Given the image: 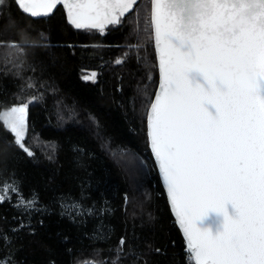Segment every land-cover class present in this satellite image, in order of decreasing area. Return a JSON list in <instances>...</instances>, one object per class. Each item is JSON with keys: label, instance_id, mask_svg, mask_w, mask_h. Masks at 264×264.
Instances as JSON below:
<instances>
[{"label": "trees", "instance_id": "obj_1", "mask_svg": "<svg viewBox=\"0 0 264 264\" xmlns=\"http://www.w3.org/2000/svg\"><path fill=\"white\" fill-rule=\"evenodd\" d=\"M148 18L151 0H141L101 34L74 30L62 7L33 19L15 0L0 5V112L29 103L33 153L0 121V187L18 186L0 203V264H187L147 136L159 83ZM91 72L95 82L82 79ZM32 195L78 200L98 216L74 223L53 211L21 228L14 203Z\"/></svg>", "mask_w": 264, "mask_h": 264}, {"label": "snow or ice", "instance_id": "obj_2", "mask_svg": "<svg viewBox=\"0 0 264 264\" xmlns=\"http://www.w3.org/2000/svg\"><path fill=\"white\" fill-rule=\"evenodd\" d=\"M16 3L45 18L62 5L75 29L104 34L126 23L139 0ZM245 13L248 24L229 26ZM150 27L159 83L147 136L186 252L194 264H264V0H151ZM28 111L29 103L12 106L0 121L31 157ZM11 190H18L15 182ZM9 191L5 183L0 202ZM209 213L223 217L215 234L197 226ZM124 244L122 237L117 258Z\"/></svg>", "mask_w": 264, "mask_h": 264}, {"label": "rangeland", "instance_id": "obj_3", "mask_svg": "<svg viewBox=\"0 0 264 264\" xmlns=\"http://www.w3.org/2000/svg\"><path fill=\"white\" fill-rule=\"evenodd\" d=\"M149 20L151 19L150 18L147 19L146 21L147 24ZM4 184H2L0 188H2ZM11 187L12 186L9 185L10 191L6 193L7 197L10 195V192L12 191ZM14 207L18 214L16 218L20 220V225L23 224L24 226L31 225L32 219L35 215H46V214H50L53 211L59 212L61 216L71 218L72 222L74 223L76 222L84 223L88 219V217L98 216V213L94 209H90L84 206V204L78 200H69V199L61 198L51 206V205H47L46 203H42L35 195L29 197H20L16 199L14 203ZM101 234H102V229L100 227H97L91 231V235L94 238H97ZM4 239H5L4 244L6 246L9 243L10 239L9 238H4Z\"/></svg>", "mask_w": 264, "mask_h": 264}, {"label": "water", "instance_id": "obj_4", "mask_svg": "<svg viewBox=\"0 0 264 264\" xmlns=\"http://www.w3.org/2000/svg\"><path fill=\"white\" fill-rule=\"evenodd\" d=\"M140 1H141V0H139V3H140ZM15 2H16V0H15ZM139 3H138V4H139ZM16 5H17V3H16ZM17 6H18V5H17ZM59 7H62V8H63L62 5H58V6H57V9H58ZM18 8H19V7H18ZM57 9H56V10H57ZM135 9H136V8H135ZM135 9H134V10H135ZM19 10H20L23 14L29 16L28 14L24 13L20 8H19ZM56 10L54 11V13L56 12ZM63 10H64V8H63ZM64 12H65V15H66V11H65V10H64ZM133 12H134V11H133ZM133 12H132V13H133ZM54 13H53V14H54ZM53 14H52V15H53ZM130 14H131V13H129L128 16H129ZM52 15H51V16H52ZM29 17H31V16H29ZM31 18H33V19H43V18H45V17H31ZM47 18H48V17H47ZM66 19H67V18H66ZM68 24H69V23H68ZM69 25H70V24H69ZM70 26H71V25H70ZM71 27H72L74 30H76V31H88V30H83V29H75L73 26H71ZM152 31H153V40H154V30L152 29ZM154 47H155V41H154ZM156 58H157V56H156ZM157 64H158V58H157ZM196 80H197V82L203 83L202 78L199 77V76L196 77ZM157 90H158V87H157ZM157 90H156V91H157ZM209 110L212 111L213 113H214V111H215L213 108H211V106H209ZM150 149H151V148H150ZM151 153H152V152H151ZM152 156H153V159H154V162H155V158H154L153 153H152ZM155 165H156V168H157V171H158V174H159V169H158V165L156 164V162H155ZM159 178H160V181H161L162 187H163V189H164V192H165V195H166V198H167V202H168V205H169V208H170L171 214H172V216H173V218H174V220H175V224H176V226H177L179 232L181 233V235H182V237H183V239H184V241H185V244H186V240H185V238H184V236H183V232H182V230L180 229V226H179L178 222H177L176 219H175V214L173 213V211H172V209H171V205H170V202H169V199H168V196H167V190H166V187H165L164 184H163V180H162V177H161L160 174H159ZM228 210H229V213H230V214H231V212L233 211L230 205L228 206ZM222 223H223V217H222V216L217 215L216 213H209V215H208L207 217L203 218V219L200 220V221H197V226H198L199 228H201V229H208V230H210L213 234H215L217 231L222 230Z\"/></svg>", "mask_w": 264, "mask_h": 264}, {"label": "clouds", "instance_id": "obj_5", "mask_svg": "<svg viewBox=\"0 0 264 264\" xmlns=\"http://www.w3.org/2000/svg\"><path fill=\"white\" fill-rule=\"evenodd\" d=\"M249 23V17L248 15L242 14L240 17H238L237 19H235L234 21L231 22V24L229 25L231 28L235 29V28H239L242 25H246Z\"/></svg>", "mask_w": 264, "mask_h": 264}, {"label": "built area", "instance_id": "obj_6", "mask_svg": "<svg viewBox=\"0 0 264 264\" xmlns=\"http://www.w3.org/2000/svg\"><path fill=\"white\" fill-rule=\"evenodd\" d=\"M194 262H192L191 260H190V256H189V254L187 253V264H193Z\"/></svg>", "mask_w": 264, "mask_h": 264}]
</instances>
